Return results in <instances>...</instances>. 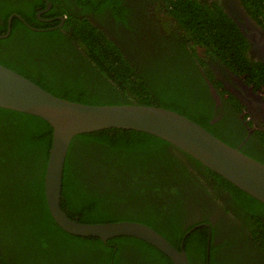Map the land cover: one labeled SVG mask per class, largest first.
I'll list each match as a JSON object with an SVG mask.
<instances>
[{"label": "flooded vegetation", "instance_id": "flooded-vegetation-1", "mask_svg": "<svg viewBox=\"0 0 264 264\" xmlns=\"http://www.w3.org/2000/svg\"><path fill=\"white\" fill-rule=\"evenodd\" d=\"M192 1L196 3L193 5L194 14H202V10L215 16L222 13L238 29L239 42L235 39L238 45L233 47L243 55L245 62L256 66L260 72L259 83L253 86L242 71H232L223 63L213 62L210 54L202 48L191 50L189 46L192 48L196 41L183 32L180 24L177 25L175 14L164 0H11L10 4L7 2L9 5L0 0V27L3 28L0 39L17 44L15 49H11L12 54L17 48H36L42 42L45 48L56 51L52 57L68 59L71 70H76L72 65L77 63V72L67 73L64 80V76L52 77L54 80L50 84L55 92L70 96L67 92L76 90L71 88L65 92L60 85L62 81L80 89L89 82L95 99L114 102L135 97L120 81L110 80L105 75L101 62H95L96 53L87 52L84 41L71 28L73 22L89 25L108 43L121 47L123 57L136 65L135 71L150 72L149 77L156 84L163 79V94L172 88L179 93L182 86L195 89L196 93L187 102L189 117L199 120L203 116L200 121L216 125L224 133L220 134V138L226 144L238 150H251L254 153L250 157L264 160V0H245L243 3L246 6L241 0ZM4 10L7 19L2 16ZM253 11L261 14L256 15ZM14 19L15 23L12 22ZM11 31L12 36L9 37ZM33 33L50 38H35ZM173 44H177L179 52ZM132 45H137V51H128ZM150 47L157 48L158 52L171 59L163 61L162 71L158 70L161 64L153 65L157 60L149 52ZM205 68L214 74L215 78L211 81ZM200 83L210 91L211 96V92L217 96L211 97L198 91ZM213 85H220V88L214 90ZM238 107L248 113L240 114ZM204 112H208L206 118ZM210 129L215 131L212 127ZM12 143L14 140L7 142V148ZM94 145L102 144L95 140L79 142L77 151ZM3 149L0 152L5 154ZM162 151L165 153L163 156L167 154L169 159H164L154 180L147 179L148 185L143 186L141 171L144 167L141 162L138 168L132 166L131 172L128 168L130 174L124 181L131 193L127 194V198L145 206L151 203L161 212L171 210L169 221L163 224V228L169 230L163 236L176 250L184 251L189 264H264V216L261 223H257L239 215L242 210L245 214L249 212L246 208L236 207L239 202L230 193L233 192L232 186L219 177L215 179L205 167L190 161L176 148L168 146ZM98 155V152L92 154L89 166L104 167L109 162L108 159L99 160ZM81 156L84 155L73 156L69 163L82 168ZM259 162L264 164V161ZM90 173L88 170L83 172L85 186L92 191L97 188L89 182ZM131 173L136 180L130 179ZM118 175L114 183L107 184L115 188L118 197H123L126 188L119 185L123 180L120 177L122 171ZM101 190L109 193L106 186H102ZM167 201H172L173 205L168 206ZM160 204L162 209L156 206ZM255 204L249 205L259 208ZM143 251L135 248L133 255H140ZM160 254L161 259L157 256L152 264H172Z\"/></svg>", "mask_w": 264, "mask_h": 264}, {"label": "trees", "instance_id": "trees-1", "mask_svg": "<svg viewBox=\"0 0 264 264\" xmlns=\"http://www.w3.org/2000/svg\"><path fill=\"white\" fill-rule=\"evenodd\" d=\"M8 1L10 4L11 0H4L5 3ZM164 1L175 14L178 20L177 25L180 24L184 29L183 32L191 35L196 41L192 48L188 45L191 50H196L197 47L202 48L206 54H210L213 62L223 63L232 71H242L253 86L254 83H259L260 72L256 66H250L247 61L245 62L243 55L236 47H233L238 45L240 32L235 29L233 23L224 14L220 13L219 16H215L206 10H202V14H194L193 5L196 3L192 0ZM243 1L245 0H241L242 3ZM244 5L246 6V4ZM4 12L5 10L2 12V16L7 19ZM253 13L261 14L257 11H253ZM15 20L12 22L15 23ZM72 24L71 28L78 37L81 39L84 36L88 48L86 51L96 53L97 60L95 62H101L100 67L105 70V75L110 80L120 81L122 86L129 88L134 93L136 98L129 97L124 101L114 102L95 99L92 97V86L89 82L82 89L68 81L60 82L65 92H67L66 89H76L67 92L71 94L70 96L64 92L53 91L54 87H51L50 84L54 80L52 77L64 76V80L68 74L76 73L78 66L77 63L73 64L72 66L76 70H71L68 59L52 57L56 51L45 48L46 46L42 42L36 48H17L16 53L12 54L11 49H15L17 44H14V41L7 42L8 39L6 41L0 39V65L33 81L52 95L68 101L86 105L138 104L161 107L174 112L178 110L177 113H181L221 139L220 134L224 135V133L216 125L200 121L203 120V116H200L199 120L189 117L190 107L187 102L196 93L193 91L195 89L182 86L179 93L172 88L163 94V79L156 84L157 82L155 83L149 77L150 72L135 71L136 65L123 57L122 48L108 43L103 36L91 30L89 25L76 22ZM2 29L0 27V30ZM12 31L9 37L12 36ZM33 35L39 39L50 38L40 37L34 33ZM98 36L100 38H97ZM235 39L238 42H234ZM173 45L179 52L177 44ZM128 51H137V45H132ZM158 51L156 48L154 52L158 53L162 62L165 59L171 60ZM200 61L204 62L202 59ZM26 64L28 66L24 68ZM162 69L163 66H160L158 70L162 71ZM205 70L210 81L215 78L209 68H205ZM249 78L252 80L250 81ZM79 79L82 80V78ZM219 88L220 85H213L214 90ZM197 90L211 96L210 91L202 87L201 83ZM211 93V97L217 96L213 92ZM221 94H223L222 88ZM238 108L240 114L248 113L243 108ZM203 115L206 118L208 112H204ZM11 140H14V143L7 148L6 144ZM92 140L99 141L102 145H94L77 151L79 142ZM50 145L51 129L42 119L0 108V149L4 148L3 150L6 152L5 154L0 152V264H152V261H155V258L161 254L142 241L131 237H118L110 239L107 244H104L98 238L70 235L55 224L48 213L43 192L44 167ZM168 146L171 145L157 137L118 129L103 130L75 137L70 144L63 171L62 210L69 218L80 223L134 221L145 224L156 232L166 233L169 229H164L163 224L165 221H169L171 210L165 209V213L156 210L151 203L146 206L141 203H133L131 199L127 198V194L131 191L128 187L126 188L124 180L129 176L132 166L138 168L139 162H141V166L144 167V171H141L143 186L148 185L147 179L154 180L164 159H169L167 154L163 156L165 153L162 151ZM239 150L247 156L254 153L251 150ZM94 152H98L99 160L108 159L109 162L104 167L89 166L91 164L90 157ZM80 154L84 155L81 156L82 168L75 165L77 167L75 170V166H72L69 161L73 160V156ZM89 154L90 156H85ZM186 157L190 161H195L189 156ZM257 159L264 161L260 158ZM195 162L200 165L197 161ZM86 170L91 172L90 184L92 183L97 189L89 191L85 186L83 172ZM120 171L123 173L120 176L123 180L119 185L126 188L123 197H118L115 188L107 184L114 183L118 179ZM206 171L215 179H219L210 170L206 169ZM132 176L131 173L130 179L136 180ZM102 186H106L109 193L103 192ZM232 190L233 192L230 193L239 202L236 207L246 208V211L249 212L245 214L242 210L239 215H245L247 219L261 223V218L264 216V205L259 204L258 201L233 186ZM98 191L101 194L100 192L98 194ZM248 203H256L255 205L259 208L252 207ZM167 205L172 206L173 202L167 201ZM156 206L162 209L161 204ZM177 227L176 225L175 229ZM135 248L144 251L136 256L133 255ZM159 258L161 259V257ZM163 259H165L164 256Z\"/></svg>", "mask_w": 264, "mask_h": 264}, {"label": "water", "instance_id": "water-1", "mask_svg": "<svg viewBox=\"0 0 264 264\" xmlns=\"http://www.w3.org/2000/svg\"><path fill=\"white\" fill-rule=\"evenodd\" d=\"M0 108L36 116L50 127L51 145L43 177L45 203L55 224L70 235L98 238L104 244L113 238L131 237L162 253L172 264H189L183 250H176L163 233L145 224L134 221L85 224L69 218L62 210L63 171L72 140L109 129L157 137L264 205V164L177 112L147 105L93 106L67 101L2 65Z\"/></svg>", "mask_w": 264, "mask_h": 264}, {"label": "clouds", "instance_id": "clouds-1", "mask_svg": "<svg viewBox=\"0 0 264 264\" xmlns=\"http://www.w3.org/2000/svg\"><path fill=\"white\" fill-rule=\"evenodd\" d=\"M87 34H89V33H87ZM99 37V36H98ZM97 37V38H98ZM83 41H84V43H85V45L87 46V44H86V40H85V38H84V36L81 38ZM151 48V47H150ZM86 49H88L87 47H86ZM156 60H157V64L159 65V64H161V66H163V62H162V60L160 59V56L158 55V53H157V55H156ZM24 77V76H23ZM26 78V77H25ZM29 80V79H28ZM29 81H31V80H29ZM31 82H33V81H31ZM34 83V82H33ZM34 84H36V83H34ZM37 85V84H36ZM38 86V85H37ZM40 87V86H39ZM41 88V87H40ZM44 90V89H43ZM47 92V91H46ZM49 93V92H48ZM51 94V93H50ZM52 95V94H51ZM54 96V95H53ZM56 97V96H55ZM57 98H59V97H57ZM62 99V98H61ZM65 100V99H64ZM68 101V100H67ZM72 102V101H71ZM76 103V102H75ZM81 104V103H80ZM84 105H86V104H84ZM122 105H128V104H122ZM138 105V104H137ZM93 106H100V105H93ZM96 133V132H95ZM92 134V133H91Z\"/></svg>", "mask_w": 264, "mask_h": 264}, {"label": "rangeland", "instance_id": "rangeland-1", "mask_svg": "<svg viewBox=\"0 0 264 264\" xmlns=\"http://www.w3.org/2000/svg\"><path fill=\"white\" fill-rule=\"evenodd\" d=\"M153 49H154V50H153ZM151 50H152V51H151ZM150 51H151V53L153 54V56H154V57H156V55H157V52H154V51H155V48H153V47H152V48H150Z\"/></svg>", "mask_w": 264, "mask_h": 264}]
</instances>
